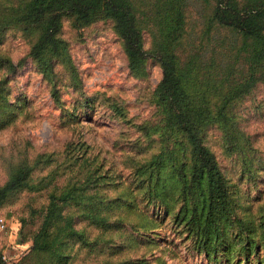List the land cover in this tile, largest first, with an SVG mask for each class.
Masks as SVG:
<instances>
[{"label":"rangeland","instance_id":"1","mask_svg":"<svg viewBox=\"0 0 264 264\" xmlns=\"http://www.w3.org/2000/svg\"><path fill=\"white\" fill-rule=\"evenodd\" d=\"M11 1L0 0V9ZM132 1L143 47L151 50L158 29L155 4L161 0ZM185 3L177 54L182 64L200 54L197 64L203 69L208 45L204 32L214 1ZM211 32L218 41L227 38L222 29ZM58 35L66 43L70 66L57 63L52 81H47L28 57L37 31L24 34L9 28L0 33V60L17 66L10 71L0 63V186L10 166L32 164L38 156L46 159L31 173L33 184L49 174L61 184L72 176V181L82 180L88 170L94 173L97 187L88 192L104 201L106 208L100 212L107 224L96 227L81 217L80 210L67 207L75 229L89 243L84 247L69 242L67 264H264V245L246 255L237 247L235 228L220 240L215 256L205 255L200 239L175 223L173 211L166 214L139 188L136 168L160 149L157 134L138 130L154 120L152 94L161 79L158 63L149 59L145 75L133 76L111 20L76 28L73 19L65 17ZM210 44L214 46V40ZM232 114L240 132L239 147L230 146L217 125L205 130L203 142L231 187L236 216L257 223L264 210V85L237 101ZM176 143L187 149L179 138ZM51 188L20 191L0 204V218L13 230L0 231V253L19 257L18 264H47L44 256L28 249ZM256 238L260 239L258 231Z\"/></svg>","mask_w":264,"mask_h":264},{"label":"trees","instance_id":"2","mask_svg":"<svg viewBox=\"0 0 264 264\" xmlns=\"http://www.w3.org/2000/svg\"><path fill=\"white\" fill-rule=\"evenodd\" d=\"M185 1L156 2L158 29L151 50L143 47L142 28L132 0H13L0 9V33L9 28L24 34L37 31L28 57L43 77L52 81L57 63L70 66L66 43L58 35L62 19L71 17L76 28L111 20L123 42L130 73L144 76L149 59L161 70L152 94L154 120L138 126L144 135H158L160 149L136 168L139 188L166 214L173 211L175 223L200 239L199 249L205 255L215 256L220 240L234 228L237 247L249 255L264 245V210L257 223L236 216L231 187L203 140L205 130L217 125L230 146L239 147L241 137L232 108L258 85H264V0H201L206 4L214 1L204 32L208 45L203 69L197 64L200 54L192 55L185 64L177 54L185 25ZM217 28L226 32V39L218 41L211 36ZM213 40L215 45L211 46ZM2 61L10 71L17 67ZM177 138L187 149L177 145ZM44 159L38 156L32 164L9 167L7 180L0 186V204L20 191L40 192L52 187L28 250L44 256L47 264H67L69 242L84 247L89 243L75 229L74 216L66 208L80 210L81 217L101 228L107 224L100 212L106 205L98 200L97 193L88 192L98 183L89 170L82 180L72 181V176L59 184L57 177L49 174L33 184L31 173ZM257 231L260 239L256 238Z\"/></svg>","mask_w":264,"mask_h":264},{"label":"built area","instance_id":"3","mask_svg":"<svg viewBox=\"0 0 264 264\" xmlns=\"http://www.w3.org/2000/svg\"><path fill=\"white\" fill-rule=\"evenodd\" d=\"M0 231L6 232V231H13L10 225L8 224V221L5 218H0ZM10 237H12L13 233L9 234ZM14 247H21L19 244H14ZM19 257L16 256H10L6 253H0V264H18Z\"/></svg>","mask_w":264,"mask_h":264}]
</instances>
